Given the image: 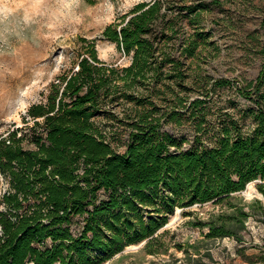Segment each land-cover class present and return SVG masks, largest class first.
<instances>
[{
    "label": "trees",
    "instance_id": "16d2710c",
    "mask_svg": "<svg viewBox=\"0 0 264 264\" xmlns=\"http://www.w3.org/2000/svg\"><path fill=\"white\" fill-rule=\"evenodd\" d=\"M207 6L142 1L107 25L104 38L132 56L124 67L101 59L96 40L84 37L77 70L53 81L47 100L29 107L25 125L0 139V171L9 181L0 192V264H105L145 241L158 253L157 234L171 214L196 204L227 201L231 210L205 223L214 240H244L251 215L264 222L262 199L249 210L232 200L258 179L264 195V110L253 111L249 134L237 126L215 146L181 150L165 122H182L181 108H201L207 99L178 96L168 113L152 99L161 84L187 78L183 57L196 55L198 37L184 45L182 58L169 46L179 18ZM232 83L221 77L213 85ZM250 85L262 90L264 70ZM127 102L133 110L120 117L114 108ZM113 119L129 126L124 152L108 131Z\"/></svg>",
    "mask_w": 264,
    "mask_h": 264
},
{
    "label": "rangeland",
    "instance_id": "374dc122",
    "mask_svg": "<svg viewBox=\"0 0 264 264\" xmlns=\"http://www.w3.org/2000/svg\"><path fill=\"white\" fill-rule=\"evenodd\" d=\"M142 1L150 0H0V139L25 125L29 107L47 100L53 81L77 70L84 37L96 40L104 61L130 65L132 56L105 39L103 31ZM170 1L175 9L184 4L209 6L199 15L179 18L169 49L182 58L184 45L195 36L200 46L195 56L183 57L185 81L168 80L152 99L164 113L178 96L187 98L186 103L196 98L207 101L198 109L189 104L181 108L183 121L167 119L164 131L183 141L181 150L215 146L226 129L235 133L237 126L249 134L256 124L253 111L264 110V86L259 92L250 85L264 70V0ZM221 77L233 83L214 86ZM132 110V102L114 108L120 117ZM108 123L114 147L124 152L129 126L118 119ZM261 182L258 179L233 195V202L249 210L255 199L264 201L258 187ZM8 188L9 181L0 171V192ZM226 203L176 208L157 234L153 248L158 253H150L145 241L127 247L105 264H264V222L259 217L248 218L242 241L206 236L205 223L230 209Z\"/></svg>",
    "mask_w": 264,
    "mask_h": 264
},
{
    "label": "bare ground",
    "instance_id": "6f19581e",
    "mask_svg": "<svg viewBox=\"0 0 264 264\" xmlns=\"http://www.w3.org/2000/svg\"><path fill=\"white\" fill-rule=\"evenodd\" d=\"M253 183H254V181L250 182V183H249V186L251 187V186L253 185Z\"/></svg>",
    "mask_w": 264,
    "mask_h": 264
}]
</instances>
